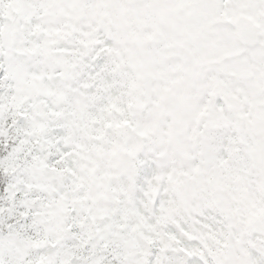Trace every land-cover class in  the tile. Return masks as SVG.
<instances>
[{
    "label": "snow or ice",
    "instance_id": "1",
    "mask_svg": "<svg viewBox=\"0 0 264 264\" xmlns=\"http://www.w3.org/2000/svg\"><path fill=\"white\" fill-rule=\"evenodd\" d=\"M0 264H264V0H0Z\"/></svg>",
    "mask_w": 264,
    "mask_h": 264
}]
</instances>
